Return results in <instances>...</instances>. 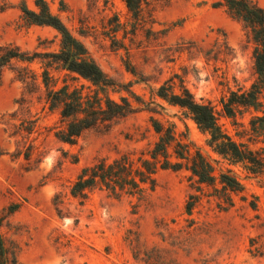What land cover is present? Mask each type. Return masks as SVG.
Wrapping results in <instances>:
<instances>
[{"label": "rangeland", "instance_id": "obj_1", "mask_svg": "<svg viewBox=\"0 0 264 264\" xmlns=\"http://www.w3.org/2000/svg\"><path fill=\"white\" fill-rule=\"evenodd\" d=\"M25 1L35 8V0ZM48 1L112 78L110 96H126L136 109L65 143L55 136L61 117L46 102L44 68L55 88L67 84L90 93L96 87L41 57L13 59L0 69V229L16 256L12 264H264V171L250 172L216 153L185 109L157 95L169 79L177 92L189 88L216 106L234 139L264 157V134L250 130L264 108L242 107L236 119L221 112L223 97L257 79L243 23L217 6L220 0H152L139 16L125 0ZM255 1L264 8V0ZM20 2L0 0L6 7L0 45L58 51L56 30L27 25ZM26 68L37 77L32 90L19 76ZM151 118L174 132L169 156L182 168H160L154 184L140 189L114 192L99 184L86 196L71 193L82 169L100 160L126 158L134 175L159 138ZM182 152L185 159L177 157ZM197 152L214 166L213 185L199 183L188 167ZM223 172L235 175L242 190L222 189Z\"/></svg>", "mask_w": 264, "mask_h": 264}, {"label": "trees", "instance_id": "obj_2", "mask_svg": "<svg viewBox=\"0 0 264 264\" xmlns=\"http://www.w3.org/2000/svg\"><path fill=\"white\" fill-rule=\"evenodd\" d=\"M128 9L134 16H139L145 4L152 0H125ZM158 1V0H157ZM216 5L226 7L228 14L241 21L253 43V58L257 73L256 81L247 89L232 90L221 100V112L224 116L236 119L242 107H253L256 110L264 108V8L255 0H220ZM6 7L0 6V11ZM22 18L27 25L48 26L56 30L60 36V49L56 52L29 53L16 45H0V69L13 59L31 62L37 57L49 59L61 68L75 73L91 82L96 88L90 93H84L80 88H71L65 84L55 88L51 83L52 76L48 68L42 72V83L46 89V102L50 110L59 109L61 126L55 131V136L62 142L75 144L77 139L88 129L115 118L126 116L135 111L132 101L126 96L115 100L109 94V88L114 84L95 59L91 56L84 43L76 37L62 17L53 11L48 0H35V8H30L25 0H21ZM19 70L22 79L29 90L37 87L36 74L29 68ZM30 73L32 76L29 77ZM33 86L31 87V85ZM157 95L172 105L185 109L195 121L199 129L208 134L209 146L219 155L234 163H241L253 173L264 171V157L247 142L237 141L220 122V112L211 102L199 101L191 90L185 86L180 91L175 90V83L169 79L159 86ZM154 130L159 134L155 147L151 150V158L141 162L140 168L132 175V164L126 159L115 160L107 164L100 160L91 166L84 167L74 181L71 193L74 196H86L87 190L104 185L117 192L125 189H140L142 183L154 184L155 173L161 169L179 170L183 163L172 161L169 147L174 142V132L157 119L151 118ZM251 131L264 134V111L255 115L251 121ZM188 147L185 152H188ZM177 157L185 159L182 152ZM189 169L197 177L199 183L213 185L216 176L211 161L200 152L190 158ZM222 189L229 192L241 191L240 180L228 172L220 174ZM232 201V200H231ZM191 211V208H188ZM4 217L0 216V228ZM6 245L0 229V264L16 262Z\"/></svg>", "mask_w": 264, "mask_h": 264}]
</instances>
